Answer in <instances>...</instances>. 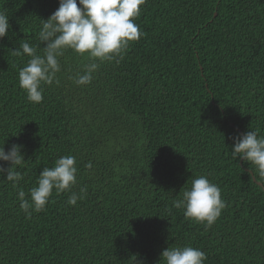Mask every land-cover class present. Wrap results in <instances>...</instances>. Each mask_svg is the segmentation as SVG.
<instances>
[{"label":"trees","instance_id":"16d2710c","mask_svg":"<svg viewBox=\"0 0 264 264\" xmlns=\"http://www.w3.org/2000/svg\"><path fill=\"white\" fill-rule=\"evenodd\" d=\"M58 6L0 0L10 24L0 145H21L25 159L17 187L0 175V264H165L177 246L201 249L204 264H264V176L232 155L237 134L264 135V0H146L135 21L144 35L119 63L96 61L91 83L77 85L93 61L67 49L59 84L32 103L18 80L29 57L12 50L27 41L42 54L41 21ZM67 155L85 198L71 206L54 189L27 217L18 192L30 200L43 168ZM200 175L226 202L208 228L172 204Z\"/></svg>","mask_w":264,"mask_h":264},{"label":"clouds","instance_id":"9594fccd","mask_svg":"<svg viewBox=\"0 0 264 264\" xmlns=\"http://www.w3.org/2000/svg\"><path fill=\"white\" fill-rule=\"evenodd\" d=\"M146 0H59L58 8L47 18L42 19L38 31V40L43 44L42 54L38 45L22 42L15 48L16 56L27 55L26 65L19 70V86L32 103L43 100L45 85L59 84L57 73L61 71L59 57L65 50L71 49L93 62L83 66V73H78L74 82L77 85L90 84L93 73L100 63H119L131 42L138 41L143 35L135 22L141 15V6ZM79 5V6H78ZM10 28L8 15L0 11V39L8 34ZM232 155L234 158L255 165L264 176V135L259 131H248L233 137ZM22 146L13 144L5 151L0 145V175L6 174V180L17 187L23 176L18 167L24 166ZM91 168V164L87 165ZM76 157L61 156L54 161L53 167H44L37 179V186L30 189V200L25 192H18L20 207L27 217L32 212L44 211L53 190L57 193L70 192L67 203L75 206L78 200L85 198L87 187L79 192L73 191L77 185ZM175 208L183 209L185 217L211 227L221 216L226 202L222 198L220 187L212 183L206 175L194 178L191 186L182 192V197L174 199ZM165 264H204L207 255L192 246L168 247L161 253Z\"/></svg>","mask_w":264,"mask_h":264},{"label":"water","instance_id":"95a60500","mask_svg":"<svg viewBox=\"0 0 264 264\" xmlns=\"http://www.w3.org/2000/svg\"><path fill=\"white\" fill-rule=\"evenodd\" d=\"M232 126H235L234 124H232ZM239 131H240V129L239 128H237ZM253 179H254V181H256V178L255 177H253ZM257 182V184H259L260 186H263V183L262 182H260V181H256Z\"/></svg>","mask_w":264,"mask_h":264}]
</instances>
